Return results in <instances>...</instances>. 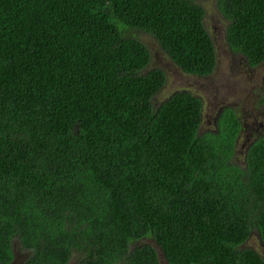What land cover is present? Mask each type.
Returning <instances> with one entry per match:
<instances>
[{"label":"trees","instance_id":"trees-1","mask_svg":"<svg viewBox=\"0 0 264 264\" xmlns=\"http://www.w3.org/2000/svg\"><path fill=\"white\" fill-rule=\"evenodd\" d=\"M226 41L264 63V0H217ZM199 0H0V264H264V135L237 160L232 106L148 69L152 35L184 73L217 52ZM264 103V97L261 99Z\"/></svg>","mask_w":264,"mask_h":264},{"label":"rangeland","instance_id":"rangeland-1","mask_svg":"<svg viewBox=\"0 0 264 264\" xmlns=\"http://www.w3.org/2000/svg\"><path fill=\"white\" fill-rule=\"evenodd\" d=\"M205 8V25L213 37L216 52L217 66L209 76H196L184 73L160 48L157 40L150 34L135 31L151 51V62L148 69L160 67L167 73V82L163 89L155 96L154 101L161 103L178 90H188L203 99V119L201 130L212 129L220 109L232 106L238 111L244 130L239 137L236 158L242 161L247 145L259 135H264V63L251 67L244 59L234 54L226 41L227 20L220 12L217 0H199ZM142 242L157 248L160 264H169L163 252L153 239ZM251 247L264 256V244L259 234L254 231L251 237L243 244ZM15 261L20 264L25 254L19 251L15 244ZM71 261L69 264H72Z\"/></svg>","mask_w":264,"mask_h":264},{"label":"flooded vegetation","instance_id":"flooded-vegetation-1","mask_svg":"<svg viewBox=\"0 0 264 264\" xmlns=\"http://www.w3.org/2000/svg\"><path fill=\"white\" fill-rule=\"evenodd\" d=\"M264 133V132H263ZM255 139V138H254ZM239 141V140H238Z\"/></svg>","mask_w":264,"mask_h":264}]
</instances>
